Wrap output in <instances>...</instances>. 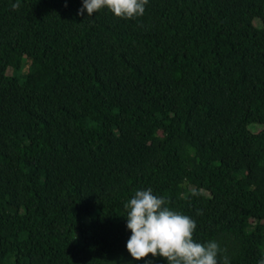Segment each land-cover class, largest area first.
<instances>
[{
	"label": "trees",
	"instance_id": "obj_1",
	"mask_svg": "<svg viewBox=\"0 0 264 264\" xmlns=\"http://www.w3.org/2000/svg\"><path fill=\"white\" fill-rule=\"evenodd\" d=\"M15 2L0 0V264H167L126 248L124 204L147 187L257 264L264 0H148L132 19Z\"/></svg>",
	"mask_w": 264,
	"mask_h": 264
},
{
	"label": "clouds",
	"instance_id": "obj_2",
	"mask_svg": "<svg viewBox=\"0 0 264 264\" xmlns=\"http://www.w3.org/2000/svg\"><path fill=\"white\" fill-rule=\"evenodd\" d=\"M147 3L148 0H82L78 15L84 16L86 12L92 17L107 8L117 17L132 19L145 13ZM19 4L20 0H16L12 6L16 8ZM124 207L126 227L131 233L126 248L133 260L152 254L165 258L167 264H231L217 240L194 238L196 220L170 207L167 198L156 194L151 187L136 189ZM201 212L197 209V214ZM145 264L150 262L146 260ZM257 264H264V257Z\"/></svg>",
	"mask_w": 264,
	"mask_h": 264
},
{
	"label": "rangeland",
	"instance_id": "obj_3",
	"mask_svg": "<svg viewBox=\"0 0 264 264\" xmlns=\"http://www.w3.org/2000/svg\"><path fill=\"white\" fill-rule=\"evenodd\" d=\"M256 25L260 26L261 25V22L260 21H256L255 22ZM10 73H12V69L10 70ZM251 130L254 131V132H260V131H263L264 130V125H261V124H253L251 126Z\"/></svg>",
	"mask_w": 264,
	"mask_h": 264
}]
</instances>
